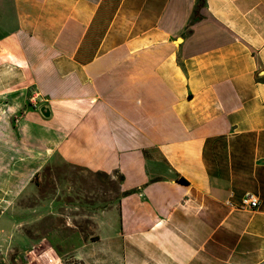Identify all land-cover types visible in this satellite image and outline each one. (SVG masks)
Segmentation results:
<instances>
[{
  "label": "crops",
  "instance_id": "0c3cea01",
  "mask_svg": "<svg viewBox=\"0 0 264 264\" xmlns=\"http://www.w3.org/2000/svg\"><path fill=\"white\" fill-rule=\"evenodd\" d=\"M196 4L0 0V264H67L69 230L79 264H264V0ZM63 166L115 191L21 253L5 211Z\"/></svg>",
  "mask_w": 264,
  "mask_h": 264
},
{
  "label": "rangeland",
  "instance_id": "374dc122",
  "mask_svg": "<svg viewBox=\"0 0 264 264\" xmlns=\"http://www.w3.org/2000/svg\"><path fill=\"white\" fill-rule=\"evenodd\" d=\"M28 96L27 105L31 106L35 103L31 99L33 94L30 92ZM116 179L64 166L39 171L33 177L32 184L22 189L15 204L5 211L4 216L10 214L14 222V230L10 236L12 241L9 239V242L16 244L21 253L34 244L48 243L55 246L59 238L57 235L67 231L62 227L64 219L71 228L90 233L89 216L98 208H105L108 205V198L115 191ZM18 233L27 236L22 237L19 242L15 239ZM72 235V230H69L64 238L62 237L61 246L65 250L63 252H67L63 258L67 264H79L70 257V250L73 251L75 248ZM95 247L97 249V246ZM86 250L89 256L92 255L91 248Z\"/></svg>",
  "mask_w": 264,
  "mask_h": 264
},
{
  "label": "built area",
  "instance_id": "2783aa9c",
  "mask_svg": "<svg viewBox=\"0 0 264 264\" xmlns=\"http://www.w3.org/2000/svg\"><path fill=\"white\" fill-rule=\"evenodd\" d=\"M31 99H32V102L36 101V98L34 95L31 97ZM240 202H241V205L248 206L251 209L256 207L258 203L256 196L250 192L243 193L241 196Z\"/></svg>",
  "mask_w": 264,
  "mask_h": 264
},
{
  "label": "water",
  "instance_id": "95a60500",
  "mask_svg": "<svg viewBox=\"0 0 264 264\" xmlns=\"http://www.w3.org/2000/svg\"><path fill=\"white\" fill-rule=\"evenodd\" d=\"M37 109L43 117H47L49 115V110L46 105L41 104Z\"/></svg>",
  "mask_w": 264,
  "mask_h": 264
},
{
  "label": "trees",
  "instance_id": "16d2710c",
  "mask_svg": "<svg viewBox=\"0 0 264 264\" xmlns=\"http://www.w3.org/2000/svg\"><path fill=\"white\" fill-rule=\"evenodd\" d=\"M201 4V0H197V4H196V7L198 8ZM197 16H196V9L194 10L193 12V19H195ZM180 181H183V179L179 178Z\"/></svg>",
  "mask_w": 264,
  "mask_h": 264
}]
</instances>
